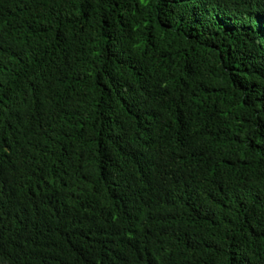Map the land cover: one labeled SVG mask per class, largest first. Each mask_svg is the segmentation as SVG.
<instances>
[{
	"label": "trees",
	"instance_id": "1",
	"mask_svg": "<svg viewBox=\"0 0 264 264\" xmlns=\"http://www.w3.org/2000/svg\"><path fill=\"white\" fill-rule=\"evenodd\" d=\"M0 264H264V0H0Z\"/></svg>",
	"mask_w": 264,
	"mask_h": 264
}]
</instances>
